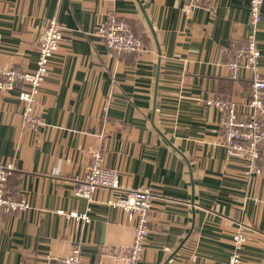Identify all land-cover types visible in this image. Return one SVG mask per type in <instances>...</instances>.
I'll return each mask as SVG.
<instances>
[{"label": "crops", "instance_id": "obj_1", "mask_svg": "<svg viewBox=\"0 0 264 264\" xmlns=\"http://www.w3.org/2000/svg\"><path fill=\"white\" fill-rule=\"evenodd\" d=\"M185 2L0 0V70L34 68L47 21L63 27L34 105L43 125L22 124L19 83L0 89V163L13 165L6 191L30 205L0 211V264H48L77 241L79 264H115L111 251L130 244L135 219L105 204L110 189L91 202L74 193L97 149L119 194L152 190L139 264H227L240 224L238 264H264V149L260 171L246 175L222 145L223 111L205 102L229 95L246 116L249 75L235 80L225 64L251 31L248 0H200L188 11ZM110 14L129 23L141 51L105 45L96 30ZM261 15L264 77V2Z\"/></svg>", "mask_w": 264, "mask_h": 264}, {"label": "built area", "instance_id": "obj_2", "mask_svg": "<svg viewBox=\"0 0 264 264\" xmlns=\"http://www.w3.org/2000/svg\"><path fill=\"white\" fill-rule=\"evenodd\" d=\"M263 2L264 0H248V23L251 31L244 42L233 45L232 57L225 64L230 77L235 80L245 77V73L249 75L247 98L243 101L246 116L238 115L236 102L229 95H217L205 101L206 104L223 111L220 125L222 145L228 155L234 154L243 159L245 174L248 176L260 171L258 159L264 149V77L260 76L257 68L259 50L255 39L256 27L262 19ZM197 5H200V0H186L182 8L188 11ZM96 33L108 48L118 53L142 50L141 40L131 30L129 23L115 15H108L98 24ZM62 37L63 27L54 18L49 19L40 34L34 68L0 70V89H10L19 83L18 99L23 103L22 124L34 131L43 125L41 117L34 112V105L42 82L48 75L49 62ZM242 74L244 76H241ZM12 168L11 163H0V211L4 213L22 211L30 207L26 197H13L6 191V181ZM86 168L84 177L76 183L75 195L91 202L96 189L106 188L112 191L105 204L121 208L129 218H134L135 222L130 244L120 250L111 251L110 255L115 264H139L148 234L147 221L153 197L152 190L149 187L134 188L119 194L117 171L103 165L100 149L94 152ZM67 216L88 220L87 215L74 211L68 212ZM244 230L245 226L240 224L233 232L232 250L227 264L239 263L245 242ZM80 255L81 243L77 241L72 243L65 256L54 257L48 264H79Z\"/></svg>", "mask_w": 264, "mask_h": 264}, {"label": "water", "instance_id": "obj_3", "mask_svg": "<svg viewBox=\"0 0 264 264\" xmlns=\"http://www.w3.org/2000/svg\"><path fill=\"white\" fill-rule=\"evenodd\" d=\"M151 31H152V33H153V35H154V32H153L152 29H151ZM169 259H170V257H168V258L166 259L165 263H166Z\"/></svg>", "mask_w": 264, "mask_h": 264}]
</instances>
